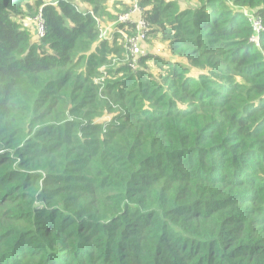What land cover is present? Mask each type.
<instances>
[{"label":"trees","instance_id":"16d2710c","mask_svg":"<svg viewBox=\"0 0 264 264\" xmlns=\"http://www.w3.org/2000/svg\"><path fill=\"white\" fill-rule=\"evenodd\" d=\"M104 1L0 0V264H264V0Z\"/></svg>","mask_w":264,"mask_h":264},{"label":"rangeland","instance_id":"374dc122","mask_svg":"<svg viewBox=\"0 0 264 264\" xmlns=\"http://www.w3.org/2000/svg\"><path fill=\"white\" fill-rule=\"evenodd\" d=\"M103 3L106 6V10L102 11L97 16L98 25L101 28L99 39H106L110 42L111 45H113L116 36H118V41H121V36L118 35L119 32L124 38H122L123 41L128 44L129 40L134 38L137 32L134 31L133 35L129 34L126 29H120L119 25L122 23L126 27H130L124 19L135 8L136 5H138L139 7L141 6L137 3L136 0H105ZM84 7L90 8L91 5L85 4ZM40 26L41 23L39 27ZM143 45L148 46V51L150 54L160 55L172 61L179 59L178 57L174 58L171 54L167 52V42H164L160 38V36L155 37L151 34V32L149 33L148 39L145 41V43H143ZM126 53L127 55L132 54L130 52ZM100 70H105V67H101ZM193 73L195 74V71H193Z\"/></svg>","mask_w":264,"mask_h":264},{"label":"built area","instance_id":"2783aa9c","mask_svg":"<svg viewBox=\"0 0 264 264\" xmlns=\"http://www.w3.org/2000/svg\"><path fill=\"white\" fill-rule=\"evenodd\" d=\"M129 25H133L137 34L134 38L130 39L127 44V49L133 57L137 59L139 56L149 54L148 46H144L143 43L148 39V32L150 30V23L147 18L143 15V9L138 5L126 16L124 19ZM41 23V26L39 27ZM254 29L255 34L251 38L253 43L260 44L259 36L264 31V24L260 18H254ZM46 32L45 25L42 21L38 24L39 35H44Z\"/></svg>","mask_w":264,"mask_h":264}]
</instances>
